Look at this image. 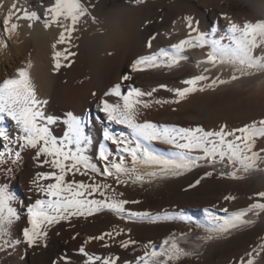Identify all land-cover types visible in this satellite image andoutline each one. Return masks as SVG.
I'll list each match as a JSON object with an SVG mask.
<instances>
[{"label":"bare ground","instance_id":"bare-ground-1","mask_svg":"<svg viewBox=\"0 0 264 264\" xmlns=\"http://www.w3.org/2000/svg\"><path fill=\"white\" fill-rule=\"evenodd\" d=\"M52 2L53 0H0V41L7 44V47H0V82L6 78H13L16 71L25 68L30 61L32 64L29 70L30 79L37 98L47 101V104L43 105V111L45 115H50L57 121L56 124L49 125L50 131L58 139H62L63 133L67 131L64 121L68 119L69 114L83 121L84 133L92 141L86 154L93 157L94 163H98L95 157L98 155L99 146L101 144L108 146L109 141L103 139L106 128L113 129L114 132L110 131L116 135H130V130L125 125L110 122L106 113H101L103 110L100 108L103 107L102 100L109 103L120 102L118 98L105 96L104 93L113 85L120 83L124 74H130L132 77L127 81L130 87L139 88L144 92L157 89L153 97L143 98L148 100L151 106L147 109H138V122L149 121L170 126L192 127L194 124L196 126L210 120L225 119L229 129L249 124L248 120L251 118L247 112L236 113L229 107L231 112L225 115V112H217L215 109L218 107L215 106L228 104L236 108L239 104L244 106L256 104V100H261L257 94L264 89V72L252 70L254 73L252 75H245L214 90L196 92L180 103L158 105L152 101L176 99L172 92L161 88V85H166L168 89L184 88L187 85L182 83L183 80L201 74L207 75L210 79L230 80L235 69L228 64L215 68L206 64L197 66L198 61L206 58L207 47L189 50L185 53L189 59L171 69L149 68L132 73L130 66L139 56L150 54L161 47L168 48L171 44L188 37L189 29L182 16L183 9H189L187 17L192 18L200 32L210 35L215 31L218 38L221 34H227L229 20L225 17L239 24L264 20V0H143L139 4L134 0H103L99 8L92 10L98 24L89 22L84 26L86 30L77 32L73 46L57 44L55 49L52 45L56 44L60 29L55 25L44 27L46 9ZM13 3L28 12H35L40 19L35 22L20 20L17 33L9 37L3 31L5 27L3 22ZM11 22H17L15 17ZM29 23H32L31 28L28 27ZM153 36L155 37L152 41L153 47L148 49L147 41ZM65 47H70L75 55L67 60L61 58V67L56 69L54 52H63ZM205 67L210 68V71L204 73ZM236 74L240 75L239 72ZM203 83L208 81L202 82L199 86H203ZM261 101L264 103V99ZM195 111L201 115L200 113L193 115ZM0 126L6 128L13 141L9 145L13 158L16 152L20 153L18 166L7 160L0 165V184L7 183L15 194L16 201L12 206L18 216L10 226L7 236L12 246L0 247V264H65L64 258L69 264H86L87 256L81 254V248L88 255L119 256L118 264H136L139 256L143 254V244L151 241L158 246L171 232L190 230V226L183 222L156 224L146 221L132 222L121 220L108 210H103L87 218L74 217L70 222L61 221L48 228L46 241L36 247L28 246L23 236V229L30 227L28 208L37 198H46L33 190L32 180L38 172L47 173L55 170L47 165L38 166L34 159L35 150L19 146L16 142L17 137L23 133L15 121L6 118ZM257 147H264V140H259ZM151 148L164 156H169L174 151L169 145L159 142H153ZM0 151H5L3 142H0ZM8 168L14 171L9 173L6 170ZM139 171L146 174L155 169L140 168ZM208 171H212L213 176L204 177ZM228 171L231 169L221 165L214 169L199 167L180 176L154 179L153 183L145 184L143 187L129 185L118 190L124 192L122 198L140 202L126 205L130 211L148 212L153 216L163 215L165 212L172 215L182 213L197 223L207 225L205 209L224 217L228 214L220 211L221 208H228L229 213L240 211L255 202V193L264 188V172H251L240 180L220 175L221 172ZM201 177L204 178L200 184L192 187ZM72 178L71 175L66 177L68 180ZM75 179L86 180L79 175ZM54 182L40 181L45 185ZM226 195L235 196L236 199L225 201ZM245 219H251L252 223L232 229L230 234L207 243L193 242L194 237L207 233L201 228H191V235L177 242L181 247L196 254L192 255L191 259H187L191 256L183 257L178 264H235L238 258L245 257L264 238V213L259 216L249 214ZM114 227L131 231L115 237V240L109 237H105L104 241L93 239L106 232H112ZM127 239L136 240L138 244L127 249L120 247L119 241ZM105 244L109 246L104 247ZM257 264H264V261L258 259Z\"/></svg>","mask_w":264,"mask_h":264},{"label":"snow or ice","instance_id":"snow-or-ice-1","mask_svg":"<svg viewBox=\"0 0 264 264\" xmlns=\"http://www.w3.org/2000/svg\"><path fill=\"white\" fill-rule=\"evenodd\" d=\"M142 3L143 0H134ZM95 4L92 0H53L51 6L46 9L44 27L52 25L60 29L57 44L74 45L75 34L84 31L85 25L98 24L97 17L93 14ZM15 17L16 23H12ZM40 17L35 12H28L16 3L11 5L8 15L4 20V33L7 36L15 35L20 27V20L35 22ZM227 26V34H221L217 38L214 31L210 35L199 31L191 17H186V26L189 29L188 37L173 43L168 48L161 47L150 54L141 55L130 66L131 72H141L149 68H175L182 61L189 59L186 52L191 49H204L205 59L197 62V66L206 64L215 68L218 65H232L235 69L230 80L220 78L210 79L201 74L182 81L187 87L168 89L166 85L161 88L172 92L176 99H154L155 104L180 103L189 95L206 90H214L220 85L231 83L241 79L245 75L255 72H264V20L256 22H244L239 24L230 18ZM32 27V23L28 24ZM99 30V29H98ZM194 34V35H193ZM155 37L147 41V48L152 49ZM228 41L224 43V41ZM0 47H7L6 42L0 41ZM75 55L70 47L64 51H56L53 55L54 67H61V58L67 60ZM111 55V53H109ZM32 64L29 61L25 68L16 71L13 78H6L0 82V125L6 118L15 121L23 135H18L17 143L21 148L33 149L34 159L38 166L47 165L50 171L38 172L32 180L34 191L43 194L45 199L37 198L35 203L28 208V224L30 227L23 229V236L30 247L39 246L46 241L48 228L59 224L61 221H71L72 218H87L108 210L121 220L132 222H183L190 226L188 232H171L157 246L149 241L142 245L144 251L139 256L136 264H178L187 256L196 253L181 247L178 240L186 239L191 235V228H201L207 235L196 236L193 242L203 241L207 243L230 234L232 229L252 223L251 219H245L249 214L259 216L264 213V191L255 193V202L250 203L240 211L229 213L224 207L220 211L228 214L224 217L215 214L210 209H205L208 221L207 225L197 223L191 217L184 214L172 215L165 212L163 215H155L148 212L130 211L126 205L138 204L139 201L124 199V192L120 187L153 183L154 179H163L168 176H180L191 172L195 168H215L221 165L230 168L231 171L221 172L224 178L240 180L245 174L251 172H264V147H257L258 140H264V119L254 121L243 127L229 129L226 124L218 130L206 131L201 127H178L174 125L157 124L149 121L138 122V109H147L151 106L145 97H153L157 89L144 92L136 87H129L127 93L122 92L124 81L132 79L130 74H124L121 82L113 85L104 93L105 96L116 97L120 102L109 103L102 100V110L106 113L110 122L125 125L130 130V135H116L107 128L103 132L104 141H110L116 146L115 152L110 151L104 144L99 146L98 155L95 157L98 163L93 162V157L87 155L91 139L84 133V122L69 114L64 121L67 131L63 138L58 139L50 131L49 125L57 121L50 115H45L43 105L46 100L37 98L35 88L30 79L29 70ZM210 71L205 67L204 73ZM239 72L240 75H237ZM203 86H199L202 82ZM22 141V143H20ZM0 142H3L5 151H0V165L7 160L17 165L20 153L16 152L15 158L9 149L13 143L5 127L0 126ZM153 142L169 145L174 151L169 156L160 155L151 148ZM101 165V166H98ZM140 168H151L155 171L142 174ZM9 173L12 168L6 169ZM71 175L72 179L66 177ZM79 175L86 180H76ZM213 176L212 171L204 174V177ZM195 181L196 185L201 182ZM55 181L42 184L40 181ZM100 198L97 199L96 197ZM232 195L224 196L225 201L235 200ZM16 201L15 194L7 183L0 184V247H11L12 242L7 239L10 226L18 219L13 208ZM130 229L116 228L112 232H106L93 239L104 241L105 237L115 240V237L130 233ZM120 247L129 248L135 246L138 241L127 239L119 241ZM105 244L104 247H108ZM81 254L87 256L86 264H118L119 256L101 257L88 255L83 248ZM65 259V264L69 262ZM264 261V238L249 251L245 257L238 258L235 264H257Z\"/></svg>","mask_w":264,"mask_h":264},{"label":"rangeland","instance_id":"rangeland-1","mask_svg":"<svg viewBox=\"0 0 264 264\" xmlns=\"http://www.w3.org/2000/svg\"><path fill=\"white\" fill-rule=\"evenodd\" d=\"M103 0H93V3L95 4V8H99L100 6L99 5H101V2H102ZM188 11H189V9L187 10H182V16L184 17V18H186L187 16H188ZM186 16V17H185ZM216 24H214V26H215ZM132 73H137V72H132ZM124 85H125V87H123L122 88V91L126 94L127 93V91H128V88L131 86L130 85V83H127V81L126 82H124L123 83ZM127 85V86H126ZM129 85V86H128ZM127 89V90H126ZM264 89L261 91V92H259L257 95H258V97L261 99V100H263L264 99ZM261 100H256V104H245L246 106H244V105H241V104H239L238 106H236V108H235V106H233V107H231L230 105H228V104H224V105H216L215 106V108L216 107H218V108H216L215 110L218 112V111H221V112H225V115L228 113V112H231V109L230 108H232L236 113H240V112H247L248 113V115H249V118H251L250 120H248L249 121V124L251 123V121L252 122H254V121H259V120H261V118L260 117H263L264 118V103H263V101H261ZM222 106V107H221ZM227 107H228V109H227ZM230 107V108H229ZM240 107V108H239ZM100 108H102V106H100ZM220 108V109H219ZM218 109V110H217ZM245 109H246V111H245ZM102 110V109H101ZM225 110H227V111H225ZM257 110V111H256ZM252 111V112H251ZM198 111H195V113H193V115H198L200 112H198ZM252 114H251V113ZM101 113H104V111H102ZM56 115V114H55ZM200 115H201V113H200ZM221 115H223V113H221ZM57 117V116H56ZM254 117V118H253ZM58 118V117H57ZM177 119L178 118H181V117H176ZM257 118V119H256ZM262 118V119H263ZM185 119V118H184ZM256 119V120H255ZM186 120V119H185ZM225 119H219V120H216V121H218V122H216L215 120H210V121H206V122H203L202 124H196V126H195V124L192 126V128H195V127H201V128H203L204 130H206V131H212L213 129L214 130H218L219 129V127L221 126V125H224V124H226V122L224 121ZM207 122H209V124L207 123ZM162 123H164V122H162ZM207 123V124H206ZM211 123V124H210ZM222 123V124H221ZM166 124V123H165ZM221 124V125H220ZM199 125V126H198ZM220 125V126H219ZM205 128H207V129H205ZM110 130H112L113 132H114V130L113 129H111V128H109V131ZM111 131V132H112ZM115 134V133H114ZM110 142V141H109ZM108 142V146H110L111 147V149H112V151L113 152H115V149H116V146L115 145H113V144H111V142L109 143ZM258 142H259V140H258ZM257 142V143H258ZM259 191H264V188H262V189H260ZM258 191V192H259ZM191 258H193L192 256L191 257H188L187 259H191Z\"/></svg>","mask_w":264,"mask_h":264}]
</instances>
